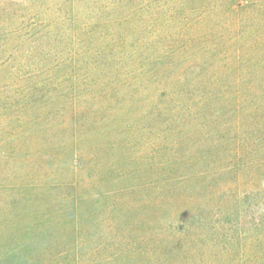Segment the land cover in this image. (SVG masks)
<instances>
[{
  "label": "rangeland",
  "instance_id": "rangeland-1",
  "mask_svg": "<svg viewBox=\"0 0 264 264\" xmlns=\"http://www.w3.org/2000/svg\"><path fill=\"white\" fill-rule=\"evenodd\" d=\"M234 7L235 16L206 27L220 38L202 47L219 43L218 52L205 56L190 50L189 59L168 72L174 100L156 99L160 93L145 81L146 87L114 94L105 110L113 108L120 120L106 124L87 112L97 102L82 100L86 111L77 145L54 167L38 158L49 180L70 182L75 154L82 152L79 198L68 197L73 193L63 186L36 190L28 201L21 191L14 207L0 199V264H264V56L258 55L246 71L237 64L239 50L259 31L264 7L245 24L238 20L247 11ZM21 8L27 14L36 5L0 0V34L11 31ZM128 14L120 9L95 14L103 27L97 31L100 40L108 32L116 35L101 62L120 53L126 64L137 41L141 50L135 58L141 64L151 61L145 70L160 68L158 48L178 29L191 31L178 19L175 25L161 20L155 27L151 14ZM154 14L163 17L168 11ZM243 72L258 76L240 83ZM103 73L97 69L92 75ZM119 98L126 103L118 106ZM21 138H10L15 150L0 146V187L24 178L42 180L25 161ZM14 218L21 227L2 232V224ZM30 222L33 239L24 235ZM41 227L47 233L37 236Z\"/></svg>",
  "mask_w": 264,
  "mask_h": 264
},
{
  "label": "trees",
  "instance_id": "trees-1",
  "mask_svg": "<svg viewBox=\"0 0 264 264\" xmlns=\"http://www.w3.org/2000/svg\"><path fill=\"white\" fill-rule=\"evenodd\" d=\"M31 2L36 5L33 12L24 14L22 8L19 9L17 22L11 31L0 34V74L3 75L0 86V146L15 150L17 146L8 143L10 138L17 140L22 137L18 141L25 144V161L27 164H33V171L42 180L30 181L24 178L20 179L17 185L0 187V199H5L10 207L18 204L13 198L21 191L28 201L36 197L33 194L36 190H55L64 186L73 193L68 197H72L74 201L79 198L76 190L80 180L76 174L82 152L75 154L77 164L74 165V178L70 182L59 181L58 178L49 180L46 172L39 166L38 158L54 167L56 159L59 161V157L66 154L72 145H77L81 138L80 127L84 121L82 116L86 111L81 108L84 98L88 97L92 102H97L95 106L88 108L87 112L92 119L104 120V124L112 119L120 120L115 116L113 108L105 110L117 97L114 95L116 92L134 91L136 88L148 86V82L153 91L160 93L156 99L174 100V94L169 90L172 89L170 87L173 80L170 82L168 72L176 63L188 60L190 50L194 55L196 52L197 55L205 56L208 52H218L219 43L212 48L208 45L202 47L204 43L211 44L220 38L218 32H208L206 27L212 23L220 26L225 16H235L238 13L234 7L236 4L238 8L247 11L246 17L238 20V24H245L250 18H257L256 15L260 13L258 8L264 7V0ZM248 8L252 9L249 11ZM115 9L127 11L131 18L140 13L151 14V17H156L151 20L155 27L161 20L175 25L179 23L176 20L178 19L186 22L191 31L183 32L178 29V32L169 35L171 40L168 44H162L158 48L155 61L159 63L160 68L145 70L146 62L151 61L148 58L141 64L135 58V53L141 50L137 41L132 49L134 55L127 59L126 64L123 62L125 58L119 56L120 53L111 56L109 62H101L102 52L115 44L116 35L108 32V36L100 40L101 36L97 31L103 27L96 22L95 14L101 10ZM157 10H167L168 14L157 16L154 14ZM84 11L87 12L84 14ZM121 19L114 22L115 26H120L123 21V18ZM260 20L262 24L257 26L259 31L239 50L237 64L241 71H246L258 55L264 56V49L261 47L264 42V18L261 17ZM160 32L158 28L154 30L156 36ZM193 65L192 61L190 66ZM97 69L104 73L94 78L92 72ZM243 75L245 77H241L240 83L247 82L246 76L251 74L243 72ZM256 76L258 75H251L249 79L254 80ZM248 87L251 91L254 83L250 82ZM97 94H100V99H96ZM202 97H198V101H203ZM116 102L120 106L126 103V100L119 98ZM27 131L31 133L25 134ZM20 224L19 219L14 218L8 224H2L1 231L9 230L15 233L21 227ZM33 230L32 222L25 226L24 235L27 239H33L36 235L32 234ZM38 233L37 236H43L47 230L41 227Z\"/></svg>",
  "mask_w": 264,
  "mask_h": 264
}]
</instances>
